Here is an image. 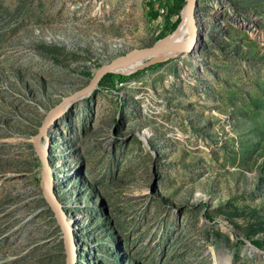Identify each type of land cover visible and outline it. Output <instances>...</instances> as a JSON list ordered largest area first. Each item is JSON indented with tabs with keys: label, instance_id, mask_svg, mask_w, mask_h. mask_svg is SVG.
Listing matches in <instances>:
<instances>
[{
	"label": "rangeland",
	"instance_id": "rangeland-1",
	"mask_svg": "<svg viewBox=\"0 0 264 264\" xmlns=\"http://www.w3.org/2000/svg\"><path fill=\"white\" fill-rule=\"evenodd\" d=\"M167 5L0 0V264H63L31 136L100 63L160 39ZM196 11L197 54L102 78L46 132L73 264H264V0Z\"/></svg>",
	"mask_w": 264,
	"mask_h": 264
},
{
	"label": "water",
	"instance_id": "water-1",
	"mask_svg": "<svg viewBox=\"0 0 264 264\" xmlns=\"http://www.w3.org/2000/svg\"><path fill=\"white\" fill-rule=\"evenodd\" d=\"M180 10H183L186 27L188 30V41L185 46H175L168 42H164L161 39H157L150 45L142 47H134L120 55L112 57L109 61L102 62L96 67L89 78V80L81 87L71 91L68 94H63L61 98L52 106H50L44 114V118L37 128L36 132L31 136L32 148L43 168L40 175L38 186L42 193L49 198L50 207L54 211H58L61 216L56 217L58 227L62 233V247H63V264H72L70 259V253L68 250L67 242L63 235L65 220L64 213L61 209V204L56 198L52 186L50 184L51 166L47 158V150L41 146V138H45L46 132L55 119L64 112L67 107L74 102V100L81 96H87L97 87V83L101 77L106 73H113L114 68L149 58L151 56H158L165 53H187L192 56V50H198L199 43L202 41L203 26L200 23V18L196 11V0H183V4ZM127 74V73H121ZM84 96V97H85Z\"/></svg>",
	"mask_w": 264,
	"mask_h": 264
},
{
	"label": "bare ground",
	"instance_id": "bare-ground-1",
	"mask_svg": "<svg viewBox=\"0 0 264 264\" xmlns=\"http://www.w3.org/2000/svg\"><path fill=\"white\" fill-rule=\"evenodd\" d=\"M180 14H181L180 15V22L178 23L177 27L175 28V30L172 33L168 34L166 37H164L162 39L160 38L162 41L168 42V43L173 44L175 46H185V44L188 41V30L186 27L183 10H180ZM197 53H198V50H195V49L192 50V54H197ZM182 54H187V53H180V54L165 53V54H161L158 56H151V57L146 58V59L133 61L130 63L120 65V66L114 68L113 73L116 72L119 74H121V73L129 74L130 72L134 71L135 69L142 67L144 64H147L150 62H155V61H162V60H166L168 58L180 57ZM84 96L76 98L74 100V102L82 99ZM41 146L47 150L46 135H45V139L43 141H41ZM51 180L52 179H50V184H51ZM51 186H52V184H51ZM47 200H49L48 197H47ZM59 216H61L60 213L57 214V217H59ZM64 220H65V217H64ZM69 224H70L69 222L67 223V221H65V227H64L63 235H64L65 240L67 242L68 250L70 253L71 263L73 264L75 261V251H74V246H73V242L71 239V231L69 228Z\"/></svg>",
	"mask_w": 264,
	"mask_h": 264
},
{
	"label": "trees",
	"instance_id": "trees-1",
	"mask_svg": "<svg viewBox=\"0 0 264 264\" xmlns=\"http://www.w3.org/2000/svg\"><path fill=\"white\" fill-rule=\"evenodd\" d=\"M167 2V4L169 5V14L174 15L175 18L171 21V23H169L168 21H165V23L163 24V28L161 33L159 34V37L162 39L164 37H166L168 34L172 33L175 28L177 27L178 23L180 22V9L182 7L183 4V0H165ZM146 6V16L149 20H153L156 18V10L152 7V4L147 1L145 3ZM168 33V34H167ZM131 74L129 75H122V74H113V73H106L104 74L101 79H105L107 80V83L109 85H112L114 80H124L126 78H128ZM100 79V80H101Z\"/></svg>",
	"mask_w": 264,
	"mask_h": 264
},
{
	"label": "built area",
	"instance_id": "built-area-1",
	"mask_svg": "<svg viewBox=\"0 0 264 264\" xmlns=\"http://www.w3.org/2000/svg\"><path fill=\"white\" fill-rule=\"evenodd\" d=\"M157 12L161 14V13L164 12V9H163V8H158V9H157Z\"/></svg>",
	"mask_w": 264,
	"mask_h": 264
},
{
	"label": "crops",
	"instance_id": "crops-1",
	"mask_svg": "<svg viewBox=\"0 0 264 264\" xmlns=\"http://www.w3.org/2000/svg\"><path fill=\"white\" fill-rule=\"evenodd\" d=\"M167 6H169V5H167ZM156 10V13H157V9H155Z\"/></svg>",
	"mask_w": 264,
	"mask_h": 264
}]
</instances>
